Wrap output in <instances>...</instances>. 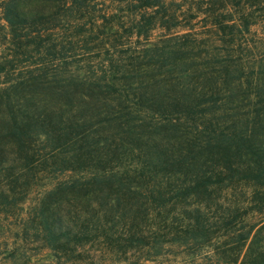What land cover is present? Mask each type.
<instances>
[{
    "label": "trees",
    "instance_id": "1",
    "mask_svg": "<svg viewBox=\"0 0 264 264\" xmlns=\"http://www.w3.org/2000/svg\"><path fill=\"white\" fill-rule=\"evenodd\" d=\"M260 26L264 0H0V264H264Z\"/></svg>",
    "mask_w": 264,
    "mask_h": 264
},
{
    "label": "rangeland",
    "instance_id": "2",
    "mask_svg": "<svg viewBox=\"0 0 264 264\" xmlns=\"http://www.w3.org/2000/svg\"><path fill=\"white\" fill-rule=\"evenodd\" d=\"M259 31L264 32L263 26L259 27ZM15 227L20 228V229H24L23 223L16 224ZM29 235H30V238L27 240L33 241L34 233L32 231H30ZM20 238H21L20 242L25 240V237L23 235H21ZM38 252H39L38 255H36L32 259L33 264H60L56 259L53 258V256L50 254L49 250L43 249V250H38ZM178 261H180V260L178 259ZM98 264H101V263H98ZM169 264H175V263L169 262Z\"/></svg>",
    "mask_w": 264,
    "mask_h": 264
}]
</instances>
